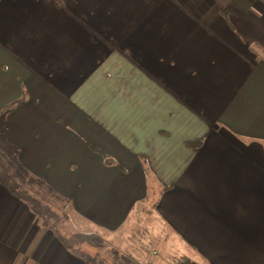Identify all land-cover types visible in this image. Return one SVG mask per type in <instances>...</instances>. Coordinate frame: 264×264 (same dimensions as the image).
Wrapping results in <instances>:
<instances>
[{"label": "crops", "instance_id": "obj_1", "mask_svg": "<svg viewBox=\"0 0 264 264\" xmlns=\"http://www.w3.org/2000/svg\"><path fill=\"white\" fill-rule=\"evenodd\" d=\"M10 104L0 264H105L88 229L119 233L140 205L194 264H264V0H0ZM139 246L122 260L154 264Z\"/></svg>", "mask_w": 264, "mask_h": 264}, {"label": "rangeland", "instance_id": "obj_2", "mask_svg": "<svg viewBox=\"0 0 264 264\" xmlns=\"http://www.w3.org/2000/svg\"><path fill=\"white\" fill-rule=\"evenodd\" d=\"M8 144V141L0 136V155L2 156V159L0 157V161L3 160V162H7L9 160V158L6 156L7 150L3 149L4 146ZM1 173L6 174V171L1 170ZM10 173H12V171H10ZM30 177H32V175H28V177H25V179L29 180ZM7 178L8 179L3 181L6 187L11 190L13 186L15 187L17 181H14L13 177L7 176ZM23 184L27 185L28 182L26 181ZM33 186L38 188L39 200H37L35 203L38 202V204H40L37 205L39 211L52 213V215L55 217H63L64 215L70 216V213L66 214L64 212V208H66L64 203L48 196L47 192L43 190L41 186L37 184H33ZM148 195H150V198H152L154 196V192L151 190ZM133 217L140 218L137 219V221H129L127 223V227L119 233L110 234L88 229L94 234L88 235L86 239L87 244L84 243L86 245L88 258L90 261H97L98 256L104 253L102 254V259L103 262L105 260V264H114V261H116L114 258L117 256L119 258L120 264H127L125 260H122L123 256H129V258H132L134 262H136V256L134 254L137 251V247H133L131 244L133 243L137 245L139 242V247L142 249H155L157 251V255L155 257H153L150 252V259L154 264H170L171 260L174 261L181 255L188 257L191 254L190 251L193 249L191 246H188L183 242H176L170 233H163L164 235H161V233L155 229L156 224L151 223L148 228V224L145 220L146 217H151L153 220H156L157 217H161L154 205L138 206L134 209ZM135 229H140L141 232H138ZM142 234H152L154 237L152 236L151 238V236H149V239L152 241L149 243L148 239H146V245H144L142 243L143 241H140L143 238ZM72 242H76V244H78L77 239H72ZM79 248L83 249L82 246Z\"/></svg>", "mask_w": 264, "mask_h": 264}, {"label": "flooded vegetation", "instance_id": "obj_3", "mask_svg": "<svg viewBox=\"0 0 264 264\" xmlns=\"http://www.w3.org/2000/svg\"><path fill=\"white\" fill-rule=\"evenodd\" d=\"M146 239H147V236L144 235L143 238L140 241L141 242L143 241L142 243L144 245H146V242H145ZM132 245L136 247L137 245H140V242L137 245L132 243ZM173 264H194V259H191V258H189L187 256L181 255L175 260V262Z\"/></svg>", "mask_w": 264, "mask_h": 264}, {"label": "trees", "instance_id": "obj_4", "mask_svg": "<svg viewBox=\"0 0 264 264\" xmlns=\"http://www.w3.org/2000/svg\"><path fill=\"white\" fill-rule=\"evenodd\" d=\"M11 106H12V104H10V105H7V106H6V108H5V109H3V110H2V112H0V117H1V114H4V113H5V111L7 110V108H8V107H11Z\"/></svg>", "mask_w": 264, "mask_h": 264}]
</instances>
